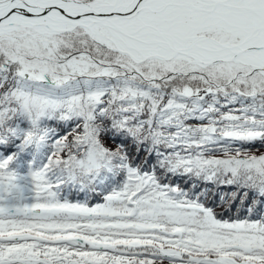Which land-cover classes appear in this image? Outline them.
Instances as JSON below:
<instances>
[{
    "label": "snow or ice",
    "instance_id": "obj_1",
    "mask_svg": "<svg viewBox=\"0 0 264 264\" xmlns=\"http://www.w3.org/2000/svg\"><path fill=\"white\" fill-rule=\"evenodd\" d=\"M0 264H264V0H0Z\"/></svg>",
    "mask_w": 264,
    "mask_h": 264
}]
</instances>
